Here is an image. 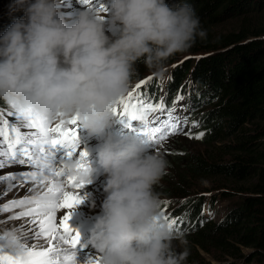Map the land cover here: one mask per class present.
I'll list each match as a JSON object with an SVG mask.
<instances>
[{
  "label": "clouds",
  "instance_id": "obj_1",
  "mask_svg": "<svg viewBox=\"0 0 264 264\" xmlns=\"http://www.w3.org/2000/svg\"><path fill=\"white\" fill-rule=\"evenodd\" d=\"M62 0H11L23 12L0 34V100L55 120L77 115L98 140L96 168L105 176L89 243L100 264H184L187 240L162 219L154 192L164 157L134 134L116 137V102L129 89L138 62L160 78L167 61L206 32L187 0H110L107 12L80 10L69 22ZM163 82V81H161ZM174 241L184 251L177 252Z\"/></svg>",
  "mask_w": 264,
  "mask_h": 264
},
{
  "label": "trees",
  "instance_id": "obj_2",
  "mask_svg": "<svg viewBox=\"0 0 264 264\" xmlns=\"http://www.w3.org/2000/svg\"><path fill=\"white\" fill-rule=\"evenodd\" d=\"M166 2L174 4L179 0ZM187 2L200 18L206 36L197 38L192 47L167 61V65L176 63L178 66L171 73L173 79L163 81L166 103L170 104L178 94L188 98L190 103L193 90L208 85L207 88L217 93L218 99L210 103L211 108L205 115H198L200 120L204 117L201 121L204 145L210 147L228 139L231 142L222 144L221 150L214 154L219 157V163L191 155L186 167L182 166L180 170L176 159L183 158H164L167 161L165 172H170L168 175L172 177L165 191L171 197L184 198L165 208L170 217L181 218L182 223L174 225L173 232L187 240L189 249L184 264H208L207 257L199 256V251L207 256L213 254L219 264H264V0ZM1 8L8 9L9 4H3ZM12 20V16L0 18V34ZM233 20L235 26L225 31L216 30ZM141 66L142 71L136 77L133 74L131 83L152 74L141 76L149 71L143 62ZM163 82L155 77L147 88L148 93L157 99L163 90ZM187 87H191L190 92H186ZM1 104L4 106L3 102ZM200 104L201 101L196 105ZM221 156L225 162H221ZM176 175L179 176L178 183L174 181ZM220 177L223 182L216 184L213 181V189L231 205L224 219L217 221L205 214V211L215 209L213 197L186 199L189 193L182 190L193 188L191 180ZM184 203L188 204V209L192 206L196 211L194 220L199 225L180 234L184 215L178 209Z\"/></svg>",
  "mask_w": 264,
  "mask_h": 264
},
{
  "label": "snow or ice",
  "instance_id": "obj_3",
  "mask_svg": "<svg viewBox=\"0 0 264 264\" xmlns=\"http://www.w3.org/2000/svg\"><path fill=\"white\" fill-rule=\"evenodd\" d=\"M80 3L91 9L94 0ZM106 12L103 4L96 9L97 15ZM153 79L140 80L116 102L112 112L125 128L159 152L164 141L181 132L189 120L187 115L177 114L182 95L178 94L171 106L164 97L154 102L156 97L147 91ZM7 105L11 111H0V170L14 167L17 171L0 174V198L13 188L25 195L0 204V212L20 208L23 210L8 219H27L19 228L0 233V264H78L81 237L69 221L72 209L83 202L80 190L91 182L82 175L88 173L90 161L89 152L81 148L79 116L65 118L60 113L50 120L31 108ZM179 108L189 111L184 105ZM204 134L184 133L198 140ZM6 179L16 183L4 186ZM162 219L170 228L182 223L180 217L162 215ZM88 264H100V256L89 258Z\"/></svg>",
  "mask_w": 264,
  "mask_h": 264
},
{
  "label": "rangeland",
  "instance_id": "obj_4",
  "mask_svg": "<svg viewBox=\"0 0 264 264\" xmlns=\"http://www.w3.org/2000/svg\"><path fill=\"white\" fill-rule=\"evenodd\" d=\"M11 0H0V6L5 4H10ZM103 4L106 6V8L110 5V0H94V5L93 8L89 9L90 11H92L93 14H96V9L97 7ZM85 8H88V6H84L80 3V0H62V4H61V10L65 15V18L71 22L73 21L76 16L77 13L80 10H83ZM104 13H100V15H103ZM9 15V8L8 9H0V18L1 20L3 19V17H8ZM15 17H22L23 16V12H16L12 15V18ZM235 21H230L227 22V25L224 26H220L217 27L216 30L219 31H225L228 29V27H232L235 26ZM167 72L165 77H167V74L175 72L176 68L174 66H178V64L173 63V64H169L167 65ZM144 70H147L144 68ZM142 71V66H141V62H138L136 67H135V72L134 77L138 76L137 73H140ZM150 73V71L144 72L143 74L141 73V76H145L146 74ZM157 77V76H155ZM166 78H160L158 77V81H165ZM139 81H135L133 83H130L129 86V90H131ZM203 85V84H201ZM204 88H199V89H194L193 90V94H192V101L190 103H188L187 99H183V102L179 103L177 106V114H179L181 117H183L184 115L188 116V124L187 126H183V130L181 132H178L175 135H171L169 136V138L167 140L164 141L159 153L164 157H172V156H178L180 159L183 158V160H178L176 159V164L178 163V169L181 170V167L184 166L186 167V162L189 160V157H191V155H195L196 157H200L203 158L206 162H212V163H219L220 159L219 157H214V154H216L218 151H220V146L226 142H231V139L226 140H222L220 142L215 143L214 145L207 147L206 145H204V139L205 137L203 136L202 139H195V138H189L188 136L184 135L185 132H188L189 130H191V132L193 133V136L199 132H202V127L203 124L201 123V121L203 120L204 117L200 119H198V115L202 114L205 115L209 110L208 108H211L210 103H212L213 101L217 100L218 98L217 93L213 92L212 89L207 88L208 85H203ZM186 92H190L191 91V87H187ZM127 94V93H126ZM125 94V95H126ZM207 96L206 98L204 96ZM198 96H200V100L198 99ZM203 96V97H202ZM1 101V100H0ZM199 101H201V104L198 106L196 105ZM179 105H187V108L189 109V111L187 113L180 111ZM6 106H8L6 104ZM198 106V107H197ZM197 107V109H196ZM166 117H161V119H165ZM191 118V119H190ZM206 118V117H205ZM195 121L196 122V126L193 127L192 126V122ZM214 146V147H213ZM225 158L221 156V162H225ZM17 171L16 168L14 167H5L3 170H0V174H7V173H11V172H15ZM168 173L170 172H165V174L163 175V177L161 178V180L158 182L157 185L154 186V192L157 194V196L159 197L160 200V211L162 213V215H169L170 212L167 211V209L165 208L166 205L168 204H178V202L184 198L178 199L176 197H171V195H168V193L165 191V189L168 187L169 185V181L172 177H170V175H168ZM192 179V177H191ZM90 183L85 184V187H89L91 190L88 192H81L80 195L84 198H82L83 202L79 205H77L76 209L74 211H80V212H86L92 215H99L100 211H101V204L105 198V193L103 191V186L105 183V176L102 174V172L97 171L92 178L90 179ZM174 181L176 183H178L179 181V176L176 175V177L174 178ZM213 181L217 184L218 181L223 182V178H210L209 179H205L202 180L201 178L194 180H191L190 182V186H193V188L191 190L188 189H183L182 192L183 193H189L188 195H186V199L187 198H192V197H206V196H210L213 197L215 199V209L213 212H208L205 211V214L207 216L211 215L212 219L217 220V221H222L225 217V214L230 210V208H228L231 205V202L228 201H223L220 198V195H218L216 193V191H214L215 189H213L215 186L213 185ZM14 184L16 182L14 181H10V180H5L4 181V186H7L8 184ZM25 195V192L22 190H19L17 188H13L6 196H4L3 198H0V204L2 203H8L10 202L12 199L16 198H23ZM86 202H85V201ZM237 200V198L235 199ZM208 202V199L205 201ZM188 204L184 203L183 207H180L178 209V212L182 213L184 215V222L182 225V228L180 230V234L185 233V231L189 232V229H196V227L199 225L198 222H195V214L196 211L193 210L192 206L189 207L188 209ZM23 209L20 208H14V209H10L8 212L4 213V212H0V221H4V223H0V233H2L5 230H9L12 229L13 227H17L19 228L20 226H22L27 218H21L19 220H9L8 217L11 216H15L17 215L20 211H22ZM62 212H58V216L61 214ZM187 222H189L187 224ZM173 230V228H172ZM185 238V237H183ZM186 239V238H185ZM174 245L176 246V251L177 252H182L184 251V248L181 247L178 243V241H174ZM187 249H189L188 246H186ZM199 256L204 255V257L206 259V261L208 262V264H219L216 260L217 257H214L213 254H211L210 256L205 255L203 252L199 251ZM215 253L219 256L221 255V253L215 251ZM256 264V263H254Z\"/></svg>",
  "mask_w": 264,
  "mask_h": 264
},
{
  "label": "bare ground",
  "instance_id": "obj_5",
  "mask_svg": "<svg viewBox=\"0 0 264 264\" xmlns=\"http://www.w3.org/2000/svg\"><path fill=\"white\" fill-rule=\"evenodd\" d=\"M149 76H152L155 78L156 75L151 74V75H148L147 77ZM165 86L166 84L163 82L162 84L163 90L160 93V96L154 102H158L160 97H164V100L166 102V97L163 93ZM2 102L4 106L1 104ZM172 102H170V104L166 103V105L171 106ZM6 104L7 102L4 103V100L0 101V111H11L12 110L9 106H6ZM137 126H139L138 122H137ZM110 132L116 137H123L126 135L133 134L129 129L125 128L124 125L121 124L118 120H116L114 127L110 129ZM79 136H80V141H81V148L86 149L89 152L88 159L90 161V167L96 168L97 167L96 148H97L98 140L90 136L88 132L82 126L79 128ZM76 208L77 207H75L74 210ZM74 210L72 209V216H71L69 223L73 229L77 230L80 233V237H81V241H80L81 247H79V250H78L77 261H78V264H88L89 258H94L98 254L97 251L89 243L91 232L93 230L95 222L92 220L91 216L88 213L74 211ZM62 211L63 210H61L60 212Z\"/></svg>",
  "mask_w": 264,
  "mask_h": 264
}]
</instances>
